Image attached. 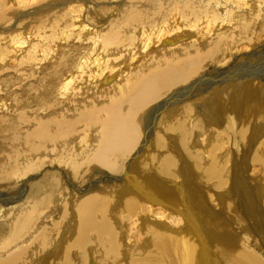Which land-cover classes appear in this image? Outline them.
Returning <instances> with one entry per match:
<instances>
[{
    "label": "bare ground",
    "instance_id": "6f19581e",
    "mask_svg": "<svg viewBox=\"0 0 264 264\" xmlns=\"http://www.w3.org/2000/svg\"><path fill=\"white\" fill-rule=\"evenodd\" d=\"M262 77L264 0H0V264H203L193 207L243 204L231 154L264 178Z\"/></svg>",
    "mask_w": 264,
    "mask_h": 264
},
{
    "label": "rangeland",
    "instance_id": "374dc122",
    "mask_svg": "<svg viewBox=\"0 0 264 264\" xmlns=\"http://www.w3.org/2000/svg\"><path fill=\"white\" fill-rule=\"evenodd\" d=\"M34 26L28 27V31H34ZM242 71L243 69L237 70L222 80H230L236 83L242 79ZM262 78L264 79V77ZM253 84L260 86L261 80H256ZM242 85L244 84L242 83ZM247 91L249 92L248 89ZM225 98L229 99V105L234 106L238 96L233 97L230 92H226L223 95V100ZM245 158L234 160L231 154V157L228 159L230 171L238 173V180L241 184L240 188L242 189L241 193H243V204L241 206L228 208L226 205L217 216L211 217L212 222L210 223V228L207 225L209 222L200 217V212L204 210L203 206L201 205V208L193 207V213L198 216L197 220L201 223L199 228H202V235L205 238L204 244L202 243V245L205 247V244H207L209 249V253L205 256L203 264H224L222 258L218 255L220 244L223 240H229L238 244L240 241L246 240L245 235H249L252 238L251 224H253L255 219H260L264 225V178L260 177L256 181L249 179L251 176H255L256 171L250 162L244 163ZM178 160L179 164H181L182 159L178 157ZM231 182L228 185L229 188ZM186 189L189 192L190 199L196 200L197 202L200 200L201 202L208 200L205 195L196 194V191L194 189L192 190L190 186H186ZM227 200L228 202L236 203L237 193L234 192L231 194L228 191ZM228 212H231L230 216H225Z\"/></svg>",
    "mask_w": 264,
    "mask_h": 264
}]
</instances>
